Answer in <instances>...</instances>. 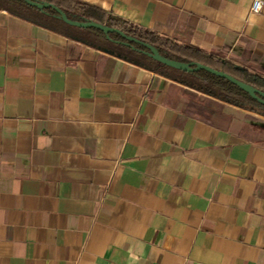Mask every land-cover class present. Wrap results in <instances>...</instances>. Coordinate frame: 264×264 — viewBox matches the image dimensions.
Returning a JSON list of instances; mask_svg holds the SVG:
<instances>
[{
	"label": "crops",
	"instance_id": "1",
	"mask_svg": "<svg viewBox=\"0 0 264 264\" xmlns=\"http://www.w3.org/2000/svg\"><path fill=\"white\" fill-rule=\"evenodd\" d=\"M264 84V0H81ZM0 264H264V115L0 11Z\"/></svg>",
	"mask_w": 264,
	"mask_h": 264
},
{
	"label": "trees",
	"instance_id": "2",
	"mask_svg": "<svg viewBox=\"0 0 264 264\" xmlns=\"http://www.w3.org/2000/svg\"><path fill=\"white\" fill-rule=\"evenodd\" d=\"M37 3H49L60 11L64 12L68 20L72 22L99 23L105 27H113L125 35L140 40L148 45L154 46L164 59L176 62L196 63L199 62L215 70L227 73L237 80L245 82L254 88L264 92L262 86L254 85L247 81L241 75V69L234 73L230 69H220L211 62H203L197 57L188 54L186 50H179L174 46L161 48L153 43L147 42L143 34L136 32L132 25L125 20H121L108 11H104L94 5H89L81 0H31ZM0 11L7 12L17 19L26 23L36 25L51 31L59 36L67 37L77 43H82L91 48L111 53L117 58L126 61L129 64L140 66L143 69L153 72L160 77L169 79L174 83L184 86L191 91L199 92L208 97H212L224 104L234 106L239 109H245L251 112H257L264 115V105L253 100L248 93L237 88L227 79L214 76L204 70L196 72H185L174 69L170 66L158 62L153 56L146 54L147 49L139 44L130 42L117 34H104L96 28L74 27L62 21L59 14L52 8L40 9L27 5L23 0H0Z\"/></svg>",
	"mask_w": 264,
	"mask_h": 264
},
{
	"label": "water",
	"instance_id": "3",
	"mask_svg": "<svg viewBox=\"0 0 264 264\" xmlns=\"http://www.w3.org/2000/svg\"><path fill=\"white\" fill-rule=\"evenodd\" d=\"M27 5L32 6V7H37L40 9H45V8H52L54 9L59 16L61 17L62 21L66 22L67 24L74 26V27H80V28H85V29H90V28H96L99 31L103 32L104 34H109V33H114L119 35L120 37H123L124 39L133 42L135 44H139L141 46H143L145 49H147L146 54L153 56L158 62L164 64L165 66H170L174 69H177L179 71H185V72H196L198 70H204L209 74H212L214 76H218L220 78L223 79H227L228 81H230L233 85H235L237 88L245 91L246 93H248L250 95V97L253 100H256L259 104L264 105V92H262L261 90L252 87L251 85L239 81L237 80L235 77L230 76L227 73H223L221 71L215 70L212 67H208L204 64H201L199 62L196 63H184V62H176V61H172L169 59H164L158 52V50L152 46V45H148L140 40H136L133 37L127 36L125 35L123 32H120L119 30L110 27V26H103L99 23L93 22V23H89V22H72L70 20H68V18L66 17V15L64 14V12L60 11L58 8L54 7L51 4H47V3H37V2H32L31 0H23Z\"/></svg>",
	"mask_w": 264,
	"mask_h": 264
},
{
	"label": "built area",
	"instance_id": "4",
	"mask_svg": "<svg viewBox=\"0 0 264 264\" xmlns=\"http://www.w3.org/2000/svg\"><path fill=\"white\" fill-rule=\"evenodd\" d=\"M262 8L261 0H252L251 12L258 13Z\"/></svg>",
	"mask_w": 264,
	"mask_h": 264
},
{
	"label": "rangeland",
	"instance_id": "5",
	"mask_svg": "<svg viewBox=\"0 0 264 264\" xmlns=\"http://www.w3.org/2000/svg\"><path fill=\"white\" fill-rule=\"evenodd\" d=\"M261 84H259V86H260Z\"/></svg>",
	"mask_w": 264,
	"mask_h": 264
}]
</instances>
